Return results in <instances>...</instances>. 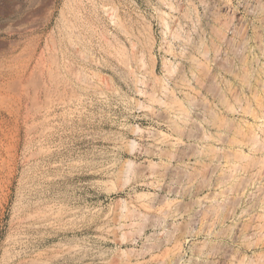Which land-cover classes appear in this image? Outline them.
<instances>
[{
	"label": "rangeland",
	"instance_id": "obj_1",
	"mask_svg": "<svg viewBox=\"0 0 264 264\" xmlns=\"http://www.w3.org/2000/svg\"><path fill=\"white\" fill-rule=\"evenodd\" d=\"M0 85V264H264V0H0Z\"/></svg>",
	"mask_w": 264,
	"mask_h": 264
},
{
	"label": "bare ground",
	"instance_id": "obj_2",
	"mask_svg": "<svg viewBox=\"0 0 264 264\" xmlns=\"http://www.w3.org/2000/svg\"><path fill=\"white\" fill-rule=\"evenodd\" d=\"M259 8H260V7H259ZM223 24H224V23H223ZM223 24H222V25H223ZM227 27H228V26H227ZM5 33H6V32H5ZM8 33H9V32H8ZM220 33H221V32H220ZM10 34H11V33H10ZM201 42H202V41H201ZM25 43H26V42H25ZM199 45H200V44H199ZM22 48H23V47H22ZM28 49H29V48H28ZM198 50H199V49H198ZM10 51H11V50H10ZM41 51H42V50H41ZM205 51H206V50H205ZM18 52H19V51H18ZM31 52H32V51H31ZM42 52H43V51H42ZM198 52H199V51H198ZM207 52H208V51H206V53H207ZM204 53H205V52H204ZM215 54H216V53H215ZM11 55H12V54H11ZM203 55H204V54H203ZM9 56H10V55H9ZM13 56H14V55H13ZM17 56H18V55H17ZM19 56H20V55H19ZM215 56H216V55H215ZM45 57H46V56H45ZM202 57H203V56H202ZM43 58H44V57H43ZM47 60H48V59H47ZM191 60H192V59H191ZM25 61H26V60H25ZM39 61H40V59H39ZM189 61H190V60H189ZM17 63H18V62H17ZM36 63H37V62H36ZM192 63H193V62H192ZM8 64H9V63H8ZM8 64H7V65H8ZM14 64H15V63H14ZM30 64H31V63L29 62V64H28L29 67H30ZM42 64H44V62H42ZM196 64H198V62H197ZM26 65H27V64L22 65V67H25V68H26ZM31 65H32V64H31ZM36 65H37V64H36ZM38 65H39V64H38ZM15 66H18V65H15ZM15 66H14V67H15ZM39 66H40V65H39ZM43 66H44V65H43ZM199 66H200V65H199ZM199 66H198V67H199ZM18 67H20V65H19ZM195 67H196V66H195ZM8 68H9V66H8ZM10 68H11L12 71H13V66L10 67ZM10 68H9V69H10ZM9 69H8V70H9ZM38 69H39V67H38ZM71 69H72V68H71ZM6 70H7V69H6ZM26 70H27V69H26ZM32 70H33V72H34V69H32ZM39 71H40V70H39ZM14 72H15V71H14ZM69 72H70V71H69ZM5 73H6V72H5ZM10 73H11V72H10ZM19 73H20V72H19ZM28 73H29V72H28ZM8 74H9V73H8ZM22 74H23V75H26V73L24 74V71H23ZM22 74H21V75H22ZM42 74H43V73H42ZM42 74H40V75H42ZM48 74H49V73H48ZM50 74H51V73H50ZM23 75H22V76H23ZM30 75H33V74H30ZM5 76H6V75H5ZM19 76H20V75H19ZM22 76H20V78H21ZM33 76H34V75H33ZM50 76H53V75H50ZM251 76H252V75H251ZM29 77H31V76H29ZM29 77H28V78H29ZM77 77H78V76H77ZM4 78H5V77H4ZM8 78H9V77H8ZM20 78H19V79H20ZM22 78H24V77H22ZM25 78H27V76H26ZM28 78H27V79H28ZM49 78H50V77H49ZM234 78H235V77H234ZM19 79H18V80H19ZM27 79H26V80H27ZM29 79H30V78H29ZM29 79H28V80H29ZM76 79H77V78H76ZM1 80H2V79H1ZM18 80H17V81H18ZM36 80H37V79H36ZM79 80H80V79H79ZM17 81H16V82H17ZM29 81H30V80H29ZM246 81H247V80H246ZM11 82H12V81H11ZM13 82H14V81H13ZM13 82H12V83H13ZM19 82H21V81L19 80ZM23 82H24V80H23ZM25 82H27V81H25ZM38 83H39V82H38ZM241 83H242V82H241ZM4 84H5V83H4ZM9 84H10V83H9ZM13 84H14V83H13ZM18 84H20V83H18ZM21 84H26V83H21ZM27 84H28V83H27ZM1 85H2V84H1ZM1 85H0V87H1ZM5 85H7V82H6ZM10 85H11V84H10ZM10 85H8L9 88H10ZM44 85H45V84H44ZM16 86H17V84L15 83V87H16ZM18 86H19V85H18ZM25 86H26V85H25ZM27 86H28V85H27ZM5 87H6V86H5ZM13 87H14V85H13ZM44 87H45V86H44ZM3 88H4V87H3ZM46 88H47V86H46ZM247 88H248V87H247ZM6 89H8V88H6ZM15 89H16V88H15ZM22 89H23V88H22ZM228 89H229V88H228ZM0 90H2V89H0ZM4 90H5V89H3L2 91H4ZM13 90H14V89H13ZM50 90H51V89H50ZM5 92H6V90H5ZM15 92H16V91H15ZM17 92H18V91H17ZM17 92H16V93H17ZM19 92H20V91H19ZM19 92H18V93H19ZM13 93H14V91H13ZM16 93H15V96L13 95L14 97H16ZM4 94H5V93H4ZM7 94H8V93H7ZM0 95H1V93H0ZM17 95H18V94H17ZM19 95H20V94H19ZM19 95H18V96H19ZM2 96H3V97L1 98V96H0V98L3 100V98H4L5 96H7V95L5 94V96H4V95H2ZM8 96H10V95H8ZM8 96H7V97H8ZM27 96H28V95H27ZM10 97H12V96H10ZM10 97H8V98H10ZM19 97H20V96H19ZM30 97H31V96H30ZM21 98H23V97H21ZM27 98H28V97H27ZM1 99H0V100H1ZM4 99H6V97H5ZM17 99H19V98H17ZM10 100L12 101L13 99L11 98ZM20 100H22V99H20ZM24 100H26V99H24ZM24 100H22V101H24ZM5 101H6V100H5ZM5 101H4V102H5ZM13 101H14V100H13ZM22 101H20V102H22ZM27 101H29V100H27ZM32 101H33V100H32ZM25 102H26V101H25ZM30 102H31V101H30ZM1 103H2V101H1ZM1 103H0V107H1V105H2ZM26 103L28 104V102H26ZM33 103H34V101H33ZM4 104H5V103H4ZM4 104H3V106H4ZM6 104H9V103L7 102ZM6 104H5V105H6ZM22 104H23V103H22ZM28 105H29V104H28ZM238 105H239V104H238ZM14 106H15V105H14ZM19 106L21 107L22 105H19ZM32 106H33V105H32ZM7 107H8V105H7ZM11 107H12V106H11ZM16 107H17V105H16ZM46 107H47V106H46ZM3 108H4V107H3ZM3 108H2V109H3ZM14 108H15V107H14ZM21 108H22V107H21ZM26 108H27V107H26ZM33 108H34V107H33ZM33 108H31V109H33ZM7 109H8V108H7ZM4 110H6V109H4ZM9 110H10V109H9ZM9 110H8V111H9ZM11 110H12V109H11ZM15 110H16V112L18 113L17 110H20V108L18 107V109H15ZM15 110H12V111L15 112ZM21 110H22V109H21ZM26 110H27V109H26ZM29 111H30V109H29ZM31 111H32V110H31ZM31 111H30V112H31ZM9 112L11 113V111H9ZM16 112H15V113H16ZM19 112H20V114L22 113L21 111H19ZM2 113H3V112H2ZM12 113H13V112H12ZM17 113H16L15 115H18ZM25 113H26V114H29V113H27V112H25ZM31 113H32V112H31ZM185 113H186V111H185ZM7 114H8V112H7ZM3 115H4V114H3ZM10 115H11V114H10ZM13 115H14V113H13ZM24 115H25V114H24ZM24 115L22 114V117H23V118H24ZM4 116H5V115H4ZM18 117H19V116H18ZM26 117H27V119L29 118L27 115H26ZM26 117H25V118H26ZM31 117H32V116H31ZM8 118H10V117L8 116ZM8 118H7V119H8ZM46 118H47V117H46ZM4 119H5V118H4ZM16 119H17V117H16ZM18 119H19V118H18ZM47 119H48V118H47ZM23 120H24V119H23ZM25 120H26V119H25ZM9 121H11V120H9ZM14 121H17V120H14ZM18 121H19V120H18ZM27 121H28V120H26L25 123H27ZM46 121H47V120H46ZM2 122H3V121H2ZM12 122H13V121H12ZM22 122H23V121H22ZM17 123H18V122H17ZM11 124H12V123H11ZM13 124H16V123H13ZM28 125H29V124H28ZM8 126H9V124H8ZM12 126H13V125H12ZM15 126H16V125H15ZM17 126H18V125H17ZM4 127H6V126H4ZM9 128H10V127H9ZM9 128H8V129H9ZM13 128H14V126H13ZM17 128H18V127H17ZM26 128H28V127H26ZM8 129H7V130H8ZM15 129H16V127L14 128V130H15ZM20 129H21V128H20ZM10 130H11V129H10ZM10 130H8V131L10 132ZM12 130H13V129H12ZM18 130H19V129H18ZM29 130H30V128H29ZM0 131H1V129H0ZM4 131H5V130H4ZM8 131L5 132V134H6V133L8 134ZM19 132H20V131H19ZM12 133H13V131H12ZM14 133H15V132H14ZM14 133H13V134H14ZM17 133H18V132H17ZM10 135H11V132H10ZM17 135H19V134H17ZM6 136L9 137V135H6ZM11 136H12V135H11ZM24 137H25V136H24ZM27 137H28V136H27ZM0 138H1V135H0ZM2 138H3V136H2ZM4 138H5V137H4ZM18 138H19V137H18ZM7 139H9V138H7ZM0 140H1V139H0ZM26 140H27V139H26ZM28 141H29V140H27V143H28ZM1 142H2V141H1ZM16 142L18 143L17 140H16ZM16 142H15V143H16ZM23 142H24V141H23ZM2 143H3V142H2ZM5 143H6V142H5ZM21 144H23V143H21ZM3 145H4V144H3ZM19 145H20V144H19ZM6 146H7V145H6ZM14 146H15V145H14ZM27 146H29V144H28ZM27 146H21V147H27ZM1 147H2V144H1ZM15 147H16V146H15ZM17 147H18V146H17ZM17 147H16V148H17ZM27 148H28V147H27ZM8 149H9V147H8ZM14 149H15V148H14ZM21 149H22V148H21ZM24 150H25V149H24ZM24 150H23V151H24ZM14 151H15V150H14ZM17 151H18V148H17ZM17 151H16V152H17ZM21 151H22V150H21ZM16 152H15V153H16ZM15 153H14V154H15ZM10 154H11V152L8 154V156H9ZM12 154H13V153H12ZM25 154H26V153H25ZM1 155H2V154H0V156H1ZM17 155H18V154H17ZM8 156H7V157H8ZM10 156H11V155H10ZM10 156H9V157H10ZM12 156H13V155H12ZM12 156H11V157H12ZM15 156H16V155H15ZM15 156H14V157H15ZM2 157H3V155H2ZM11 157H10V158H11ZM14 157H13V158H14ZM28 157H29V156H28ZM0 158H1V157H0ZM10 158H9V159H10ZM15 158H16V157H15ZM4 160H5V159H4ZM6 160H7V159H6ZM16 160H17V159H15V161H16ZM26 160H27V159H26ZM12 162H13V160H12ZM3 164H4V163H3ZM11 164H12V163H11ZM13 164H15V163L13 162ZM4 165H5V164H4ZM17 167H18V166H17ZM17 167H16V168H17ZM12 168H13L12 170H14V167H12ZM3 169H5V168L3 167ZM12 170H11V171H12ZM16 170H17V169H16ZM211 170H212V169H211ZM207 172H208V171H207ZM14 173H15V172H14ZM197 173H198V172H197ZM197 173H196V174H197ZM205 174H206V173H205ZM260 174H261V173H260ZM199 176H200V175H199ZM228 176H231V175H228ZM228 176H227V177H228ZM251 176H253V175H251ZM193 177H194V176H193ZM12 178H14V177H12ZM204 178H205V176H204ZM206 178H207V177H206ZM203 180H204V179H203ZM247 182H248V181H247ZM246 185H247V184H246ZM241 187H242V186H241ZM4 190H5V189H4ZM259 190H260V189H259ZM1 191H2V190H1ZM8 191H9V190H8ZM263 194H264V193H263ZM214 212H215V211H214ZM214 212H212V214H213ZM209 214H210V213H209ZM210 216H211V214H210ZM179 252H180V250H179ZM179 252H178V253H179ZM176 255H178V254L176 253ZM171 256H172V255H171ZM173 257L175 258L174 255H173ZM171 259H172V258H171ZM169 260H170V259H169ZM172 260H173V259H172ZM175 260H176V259H175ZM177 260H178V259H177ZM172 262H174V260H173ZM168 263H170V262L168 261ZM166 264H167V262H166Z\"/></svg>",
	"mask_w": 264,
	"mask_h": 264
}]
</instances>
